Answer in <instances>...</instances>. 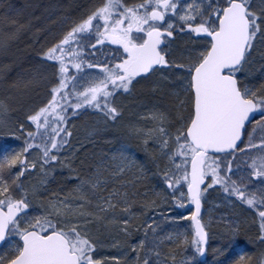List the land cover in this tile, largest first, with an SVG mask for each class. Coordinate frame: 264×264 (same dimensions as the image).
<instances>
[{
	"label": "snow or ice",
	"instance_id": "snow-or-ice-1",
	"mask_svg": "<svg viewBox=\"0 0 264 264\" xmlns=\"http://www.w3.org/2000/svg\"><path fill=\"white\" fill-rule=\"evenodd\" d=\"M74 12L40 49L24 87L43 86L44 97L25 108L18 127L10 120L18 83L0 97V132L23 141L18 150L0 147V264H208L198 257L207 256L214 236L211 264H264V0H84ZM24 28L3 17L0 53ZM180 34L186 46L176 44ZM257 62L258 84L250 71ZM137 85L150 106L121 123L116 100ZM88 110L99 116L89 137L112 135L116 147L82 172L72 168L68 193H49L55 166L74 163L61 159L71 146L70 118ZM128 141L150 156L164 185L140 205L154 215L149 221L143 211L139 225L132 221L142 172L125 179L137 167ZM215 186L230 206L254 211V235L236 221L219 235L209 231L202 201ZM185 202L190 214L178 219L190 221L191 231L173 224L162 234L158 218ZM185 246L193 255L177 261L175 249ZM104 247L115 254L102 255Z\"/></svg>",
	"mask_w": 264,
	"mask_h": 264
},
{
	"label": "rangeland",
	"instance_id": "rangeland-1",
	"mask_svg": "<svg viewBox=\"0 0 264 264\" xmlns=\"http://www.w3.org/2000/svg\"><path fill=\"white\" fill-rule=\"evenodd\" d=\"M26 1H28V0H26ZM36 4H41L40 8H42V4L44 5L45 3L42 0H36L34 4H30V5H28V7H32L33 5H35V7H36ZM47 7L48 6H46V8ZM11 8H12L11 9L12 14L10 15L6 11H4V6H1L0 7V22L3 21V17L5 15L8 16V19H11L12 18V19H16L18 21H26L30 17V15L28 13V10L26 8V4H22V3L16 2V3H14L11 6ZM50 9H53L52 10V13H56L57 12L59 14V9H55L54 7H51V5L47 8V10H50ZM41 18H44V17H41ZM38 21H40V18L37 20V22ZM42 22H43V20H42ZM179 38L187 39V37L186 36H183V34L178 35L177 38H176V41ZM12 46L13 47L14 46H17L18 47L16 49V51H18V53L17 52H14V50H13L14 53H12V52L10 53V51L12 50ZM12 46H11L10 50L7 53H0V97H4V96H6V95L9 94V91L6 89V86H5V83H4L5 76L9 77L13 73L14 74H18V72L21 75V74H24L23 73V70H25V69L22 70L21 68H19L22 71H17L18 69L17 70H15V69L17 68V66H22L23 67L22 61L25 58L21 59L20 57H22V55L24 53H28L26 51V49H25L26 48V45L25 44L20 45L19 43L14 42L12 44ZM16 54L17 55H20V56L17 57V58H13L12 60L9 59V57H11V55L12 56H15ZM8 60H9V62H8ZM13 69L16 72H13ZM31 69L33 70L34 68H31ZM27 70H29V68H27ZM250 71L254 74V77H256L257 75L260 76V72H261L260 63L259 62L254 63L251 66ZM13 79L10 78V80L7 83L8 86L12 84L11 81ZM28 80H29V76L27 74H25L23 76V81L24 82L18 83V85H19L18 88L10 90L11 96L15 98V99H13V100L10 101V103L12 104V108H13V111L10 113V120L12 121L13 125H15V121L16 120H18V119L19 120H23L24 119V117L19 116L18 113H13V112L14 111H17L18 110V107L20 105V103H17V100H16V98H19L20 97V93H23L24 92L26 95L29 93V88L26 89L24 87L25 83ZM13 81H15V80H13ZM8 86H7V88H8ZM133 94H134V92H133ZM133 94L131 96H127V97H129L127 99H125L126 96H122V97H118L117 100H116V103L117 104H119V105H122L123 104V106H125V108H126V115H125L126 121H124V122L122 121V123H128L129 121H133L134 122V121H136L139 118V115H137L136 113H134L133 115H131L132 113L130 114L131 110H134L133 107L135 108V110L140 111V110H147L145 107H143V105L150 106V103L151 102H147V99L144 100V101H142L140 98H137V99L136 98H130V97L133 96ZM30 106L31 105L26 104V107H30ZM20 107L22 108V106H20ZM24 108H25V106H24ZM98 119H99V116L98 117H92V121H91V123H89L90 124L89 126L87 124V125H85V127H82L81 129H79L78 125L81 124V123H84L83 117H71L70 118V122H69L68 127L71 128L73 134H76L77 135V133H79V136L81 137V139H79V141H78L77 138L74 137L73 140H72V142H71V146H70L69 150H66V151H64V152L61 153V159H65V158L72 159L73 158V155H72V153L70 151L71 148H73L74 151L78 152L80 149L86 148V145L91 144L90 142H88V143L87 142L86 143L83 142L82 139L85 138V137L86 138H89V130L91 128H93L92 126H95V123H96V121ZM15 126L18 127V125H15ZM32 130L33 131L35 130L34 126L32 127ZM101 134H103V133H101ZM110 137L112 139H114L112 135H110ZM104 140H105V138H104ZM98 142L101 143L100 140H98ZM22 143H23L22 140L21 141H13L12 138L7 134V129H5L3 132H0V147L7 148L9 151H11L13 149L18 150L19 146ZM99 143H96V144H99ZM127 143L129 144L128 151H129V153L131 155H133L135 157L136 163H139V164H142L143 163L144 166H147V165L153 166L154 168H156V174H157V176L158 177H161L160 171L158 170L156 164L152 162L150 156L148 155V157L139 160L140 156L137 153V151L140 148L137 147L135 141H128ZM111 144H113V147L114 148L116 147L115 140L112 141ZM92 149H95L96 150V147H94ZM33 155H35V153ZM85 157L89 158V155L88 156H85ZM161 167H163V165H161ZM55 169H56L55 172L52 174V176L49 177V180H50V183L48 184L49 193L59 192L61 195H64V194L68 193L73 188V186L75 184V181L74 180L68 179L70 177V176H68V172L69 173H72V171L68 170V167H62L59 164H57L55 166ZM64 172H65V174H64ZM38 178H39L38 176H33L32 178H26L25 179V183H29L30 180L31 181H35ZM65 179H67V182H65ZM208 182L210 183V180ZM50 184H51V186L53 188H51V187L49 188V185ZM209 191H211V189H209L208 192L205 194L206 195V199H204L202 201V205H203V217H204V221L205 222H210V229H209L210 232L211 233H214V234H217L219 232V228H218V230H217V228H214L212 230V228L214 226H217V225H214L213 224L214 222L212 221V218L210 217V215L208 213L207 201H208V197H209ZM220 192H221V194H223L222 191H220ZM177 195H179V193ZM219 197L221 199H223L224 195L223 196H219ZM232 200L234 201L235 198L232 199ZM223 201L226 202L225 200H223ZM226 203L228 204V202H226ZM169 207H172V206L169 205ZM190 208H191V206L188 205L187 202H185V207L184 208H174V207H172V210L171 211H168V212L165 213V216L168 217L169 219H165L163 217H159L158 218V222L160 223V226H161V224L163 225L161 228L164 229V232L167 231L165 229V226L167 228H172V225L173 224H177V223H182V224L186 225V227L189 228L190 227V221L181 220V219H178V218L180 216H186L187 214H184V211L186 209H190ZM242 211H246L249 214H251L252 216L255 215V213L252 210H248L247 209V206H244V210H242ZM153 215L154 214L151 213V218H149V219H152L153 218ZM172 217H176L177 219L176 220H172L171 219ZM232 221H236L238 223L240 222L242 225H244V223L247 224V225L250 223V221L248 220V218L247 219H243L241 217V219L239 221L237 215H234V216L229 215L228 221L222 223L223 224L222 227L225 228V231L227 230V224L230 223V222H232ZM220 230L222 231V233L225 232L221 228H220ZM190 231H191V228H190ZM214 237L211 240L213 242H215L214 241ZM101 238L104 239L103 236ZM121 239L123 240L124 238L121 237ZM108 243H111V241L109 240ZM131 243L132 244H136L137 243V237H135V239L134 238H131ZM239 247L242 248V245H240ZM2 248L0 250H2ZM214 248L215 247L213 246V249ZM100 252L104 256H108V255L115 254V250L114 249H111L110 247L101 248L100 249ZM187 258H188V256H187ZM169 264H171V263H169Z\"/></svg>",
	"mask_w": 264,
	"mask_h": 264
},
{
	"label": "bare ground",
	"instance_id": "bare-ground-1",
	"mask_svg": "<svg viewBox=\"0 0 264 264\" xmlns=\"http://www.w3.org/2000/svg\"><path fill=\"white\" fill-rule=\"evenodd\" d=\"M28 1H26V0H15V2L8 3V2H6V0H0V7L4 6V11H6L8 14L11 15L12 14L11 6L14 3L19 2L22 4H26V8H27L28 13L30 15L28 20L18 21L16 19L11 18V19H9V22L11 20H16L20 24L25 25V28L20 32L19 38L15 42L19 43L20 45H22V44L26 45L25 49L28 53H24L22 55L21 59L25 58L22 61L23 66L25 68V70H23V73H24L23 75L27 74L29 76V79H30L31 78L30 75H32V71H33L31 68H35L39 62V59H40L39 52H40L41 47L52 40V38H53L52 34L53 33H56L59 31V27H60L59 19L62 17L63 9H62L61 4H62L63 0H42L45 3L44 5L42 4V8H40L41 4H36L37 8L35 7V5H33L32 7H28V5L34 4L36 0H28ZM50 5H51V7H54L55 9H59V14L57 12L52 13L53 9L47 10V8ZM46 6H48V7L46 8ZM41 17H44V18H41ZM39 18H40V21L37 22V20ZM41 19L43 20V22ZM186 42H187V39L179 38V39H177L176 44L179 46H182V45L186 46ZM27 68H29V70H27ZM5 77H7V76H5ZM259 77L260 76H258V75L256 77H254L255 78L254 82H256L257 84L259 83ZM22 80H23V77H22ZM32 91H33L32 98L30 99L29 102L31 103V106H34L36 104H39L41 102V100L43 99L45 89L43 88V86H41L39 89H32ZM127 98H129V97L126 96L125 99H127ZM130 98H136V99L140 98L142 101L147 99V102H150L147 94L141 90L139 85L136 86V88L134 90V94ZM122 106H123V104H122ZM123 107H124V115H123L124 118L122 119V121L124 122V121H126V117H125L126 108H125V106H123ZM133 109L134 110H131V112H130V114L132 113L131 115H133L134 113L139 115V114L145 113L147 111V110L138 111V110H135L134 107H133ZM24 111L23 112L17 111V112H13V113H18L19 116L24 117ZM90 111L91 110H89V112H85L81 117H98L97 114L90 113ZM103 135H106V134H103ZM103 135H102V137H100L98 139V140H100V142L104 138ZM74 137L77 138L78 141H79V139H81V137L79 136V133H77V135L73 134L72 140ZM72 140H71V142H72ZM82 141H84V138L82 139ZM96 143H99V142L97 141ZM99 144L101 146V143H99ZM109 145H111V144H109ZM88 148H91V145H86V148H82L78 152L74 151L73 148H71L70 151H71V153L75 152L76 157H77V155H79L78 160L87 159V164H88V163L94 162L97 159L98 155L101 154L102 152L103 153H110L111 150H113V149H111V150L103 149L102 152L98 153L97 150H92V149H88ZM90 152L93 155V157H91V156H89V158L85 157V156H88L90 154ZM137 153L140 156L139 160L148 157V155L145 154V152L142 151L141 149H138ZM76 157H73L72 159H69V160H73ZM139 166H144V164L143 163L139 164L138 167ZM69 168L70 167H68V170H69ZM137 169H138L137 167H134L132 169V172H130L125 177V179L131 178L133 173H136ZM64 174H65V172H64ZM72 174H74V173L68 172V176H71ZM156 178L157 179H152V178L146 177V178L142 179L141 181H143V182L148 181V182H153V183L158 181L159 185L156 186V188L160 190L161 188H163L162 180H161V177L157 176V174H156ZM65 182H67V179H65ZM50 187L53 188L51 186V184L49 185V188ZM185 191H186V189H185ZM231 199H234V197ZM223 200H225L224 197H223V199H221L219 196H215V195H211L210 197H208V201H207L208 213H209L210 217L212 218V221L214 222L213 224L217 225V226H214L212 228V230L214 228H217V230H218V228H219V232L217 233V235L221 234L222 231L220 230V228L223 231H225V228L222 227V225H223L222 223L228 221L229 215L234 214L240 218L242 217L243 219L248 218L250 223L248 225L244 224L243 226L248 229V232L250 235H254L255 228L251 226V221H252L253 216L246 211H242L239 207L230 206L229 204L226 203L227 202L226 200H225L226 202H224ZM143 211H148L149 212L148 219L151 218L150 209L145 208V209H143ZM202 213H203V205H202ZM188 214H189V209H188ZM141 219L142 220L144 219L143 212H141L140 217L135 218V221H138V223H140L142 221ZM150 220L151 219H149V221ZM190 224H191V222H190ZM177 225H179V231L180 232H185V231L190 232V227L188 228V227H186V225H184L182 223H177ZM162 226L163 225L161 224L160 227H162ZM165 229L167 231L163 232L162 234H167V232L172 230V228H167L166 226H165ZM142 234H143L142 231L138 232V233L134 232L132 238L135 239V237H137V240H138V238L140 236H142ZM241 235L243 238V233ZM189 239H190V237H189ZM214 241L215 242L210 240V243H209V246L207 249V256L206 257H198L199 261H204L206 259L208 264H211V262L213 260V246L215 248H217L219 246L217 243L216 237H214ZM185 247L187 249L186 251L183 249H175L174 254L176 256L177 261H179L181 258H187V256L189 258L190 256L193 255V250L191 249V247L190 246H185ZM242 247H244V245H242ZM161 251L165 255H168L170 252V247L166 245V246L162 247ZM237 252H239V248L237 249ZM241 254H243V253H241ZM132 255L134 256V254H132ZM236 258H238V256H234L233 260ZM169 263H171V260H169ZM229 264H231V262H229Z\"/></svg>",
	"mask_w": 264,
	"mask_h": 264
},
{
	"label": "trees",
	"instance_id": "trees-1",
	"mask_svg": "<svg viewBox=\"0 0 264 264\" xmlns=\"http://www.w3.org/2000/svg\"><path fill=\"white\" fill-rule=\"evenodd\" d=\"M6 2H8V3H12V2H15V0H6ZM18 47L17 46H14V47H12V50L10 51V53L12 52V53H14V52H17L18 53V51H16V49H17ZM13 50H14V52H13ZM9 53V54H10ZM20 55H15V56H12L11 55V57H9V59H13V58H17V57H19ZM7 58V57H6ZM21 58V57H20ZM8 62H9V60H8ZM19 68H21L22 70L23 69H25L24 68V66L22 67V66H17V68L15 69V70H17V71H22V70H20ZM14 69H13V72H16ZM19 74V75H18ZM18 74H11L9 77H7V79H6V81H4V83H5V86H6V89L8 90V88H7V86H8V81L10 80V78L11 79H13V80H15L17 83H20V82H22L23 80H22V77L24 76L23 74H21L20 75V73L18 72ZM12 80V81H13ZM11 81V83H13ZM24 82V81H23ZM12 90V89H11ZM32 93H33V91H32V89L31 88H29V93L26 95L24 92L23 93H20V97L19 98H16V100L18 101V100H20V101H23V103L21 104L20 103V105H19V107H18V110L17 111H21V112H23L24 110H25V108H26V104H28V105H31V103L29 102L30 101V99L32 98ZM20 106H22V108L20 107ZM24 106H25V108H24ZM17 111H14V112H17ZM86 112H89V110L88 111H86ZM71 113V112H70ZM85 113V112H84ZM90 113H93L92 111H90ZM124 118V117H123ZM83 119H84V123H81V124H79L78 125V127H79V129H81L82 127H85V125H87L88 124V126L90 125L89 123H91V121H92V117H83ZM83 122V121H82ZM121 123H122V121H121ZM92 127H94V126H92ZM103 134H100V135H98V136H94V137H89V138H84V141L83 142H90L91 144H88V145H91V148H88V149H92V148H94V147H96V150L98 151V153H100V152H102V150L103 149H106V150H111V148L113 147V144H111L109 141H114V139H112L111 137H110V135L109 134H106V135H103L104 136V138H105V140H104V138L102 139V141H101V146H100V144L98 145V144H96V142L98 141V139L102 136ZM109 144H111V145H109ZM73 146V145H72ZM103 146V147H102ZM107 146V147H106ZM112 146V147H111ZM114 148V147H113ZM112 148V149H113ZM92 150H95V149H92ZM91 150V151H92ZM103 153V152H102ZM89 156H91V157H93V155L91 154V152H90V154H89ZM76 157V156H75ZM78 158H79V155H77V157L75 158V159H73L74 160V163L70 166V168H69V170L70 171H72L71 169L72 168H75V169H77L78 171H81L82 172V170L86 167V165H87V159H84V160H78ZM77 159V160H76ZM137 159V158H136ZM76 160V161H75ZM81 161H85V164H81ZM139 165V163H136V165ZM138 165H137V170H136V173H141L142 172V175H141V177H140V183L137 185V189H138V191H139V193L141 194L140 196H138L137 197V204H136V208L138 209V211H137V216H136V218L137 217H140V215H141V212H143V210L141 211L140 210V205L142 204V203H146V202H148V201H151V200H153V199H156L157 197L155 196V192H158V191H160L159 189H157L156 188V186H158L159 184H158V181H156V182H148V181H146V182H143V181H141L142 179H144V178H146V177H148V178H152V179H157L156 178V168H154L153 166H149V165H147V166H143L142 168L141 167H138ZM73 173V172H72ZM72 175H74V174H72ZM71 175V176H72ZM163 187H164V185H163ZM161 188V187H160ZM214 195L215 196H217L218 194H217V192L216 193H214ZM147 209V208H146ZM184 214H188V209H186L185 211H184ZM232 216H234V214H231ZM240 217H238V220L240 221ZM142 220V219H141ZM132 223L134 224V225H139L140 223H138V221H135V219H133V221H132ZM240 223V222H239ZM245 224V223H244Z\"/></svg>",
	"mask_w": 264,
	"mask_h": 264
},
{
	"label": "flooded vegetation",
	"instance_id": "flooded-vegetation-1",
	"mask_svg": "<svg viewBox=\"0 0 264 264\" xmlns=\"http://www.w3.org/2000/svg\"><path fill=\"white\" fill-rule=\"evenodd\" d=\"M83 2H84V0H63V2L61 4L62 9H63L62 16L65 15L66 13L75 14L74 9H75L76 4H82ZM126 3H128V4L142 3V0H126ZM60 20H61V18L59 19V25H60ZM60 27H61V25H60ZM60 27H59V29H60ZM111 47H115V46H111ZM72 71L74 72L75 70L73 69ZM86 71L96 72V71H98V69H94V70H87L86 69ZM249 128H251V125L249 126Z\"/></svg>",
	"mask_w": 264,
	"mask_h": 264
},
{
	"label": "water",
	"instance_id": "water-1",
	"mask_svg": "<svg viewBox=\"0 0 264 264\" xmlns=\"http://www.w3.org/2000/svg\"><path fill=\"white\" fill-rule=\"evenodd\" d=\"M203 187V186H202ZM2 245H0V247H1Z\"/></svg>",
	"mask_w": 264,
	"mask_h": 264
}]
</instances>
